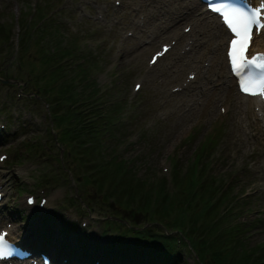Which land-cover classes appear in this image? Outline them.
I'll use <instances>...</instances> for the list:
<instances>
[{
    "label": "rangeland",
    "instance_id": "1",
    "mask_svg": "<svg viewBox=\"0 0 264 264\" xmlns=\"http://www.w3.org/2000/svg\"><path fill=\"white\" fill-rule=\"evenodd\" d=\"M180 2L188 8L178 10ZM193 5H199L194 21L215 20L198 0H0V26L8 36L0 37V79L11 81H0V154L7 155L0 161V228L13 225L33 246L29 234L42 228L36 215L52 209L96 238L106 231L117 234L119 224L146 226L157 235L165 233L164 228L171 236L188 235L199 220L189 217L183 203L175 204L182 205L184 215L172 204L186 195L179 192L186 181L174 180L207 148L199 156L203 181L212 191L217 186V197L226 196L217 213L230 206L236 214L230 225L239 220L253 226L244 237L249 252L256 243L264 244V115L255 104L249 109V102L237 93L225 57L226 32L219 22L215 20L210 36L190 50L188 43L200 36H190L196 33L193 21L179 19ZM161 44L173 47L152 65L149 58ZM64 52L71 53L62 64L67 80L74 79L70 95L78 103L55 108L54 94L47 99L50 93L43 91L39 77L45 61ZM88 83L99 90L103 103L87 114L92 118L82 129L87 138L65 146L57 139L61 129L54 112L84 110L90 99L79 95ZM135 83L141 85L138 91L133 90ZM86 126L94 128L95 144L88 141L93 137ZM118 165L128 170L122 179L115 177ZM102 175L108 177L109 191L124 180L127 193H119L122 186L113 193L122 202L98 190ZM162 184L164 199H173L166 213L160 208L157 212L154 197L145 211L143 195ZM204 194L212 201L219 198ZM29 196H34L32 205ZM54 222L59 226L58 218ZM103 222L113 223L105 227ZM179 249V264H198L192 248Z\"/></svg>",
    "mask_w": 264,
    "mask_h": 264
},
{
    "label": "trees",
    "instance_id": "2",
    "mask_svg": "<svg viewBox=\"0 0 264 264\" xmlns=\"http://www.w3.org/2000/svg\"><path fill=\"white\" fill-rule=\"evenodd\" d=\"M0 37L8 38L1 26ZM70 54L71 53L69 52H64L60 56L49 57V60H46L44 63L45 67L43 69V74L39 77L44 81V92L50 93V97L52 94H54V100L51 102V104H54L55 108L61 106L63 103L77 102V100H74L70 95L74 79H70V81L67 80L65 77V67L64 64H62V61L66 57L70 56ZM83 79L84 77L80 78V81H82L84 85L86 82H84ZM88 90L89 95H86V91ZM52 91L54 92L52 93ZM96 94V87L94 88L88 83L86 84L85 91L79 95V98L85 96L86 99L92 100L91 102L85 104L84 110L73 108L69 111H64L61 108L54 112L56 124L61 129L58 137L60 143L65 146L67 143L75 146L76 140L81 141L82 139L87 138V135L82 132V129L85 128V123L92 119H89L87 114L89 112L92 113L95 106L103 103H98L97 99H94ZM117 110H119V108ZM110 121H112V119ZM73 122L75 125H73ZM95 123L93 124L95 125ZM80 125L83 126L80 128ZM100 125L102 124L100 123L98 126ZM86 129L88 134L93 137V139L89 138L88 141H92L93 144H95L96 136H94V128L92 127L91 129L87 128L86 126ZM95 134H97V132H95ZM81 135L83 136L82 138ZM213 138L214 136H212V139ZM99 147L101 148L102 145H99ZM65 150L68 155L72 153L71 150L67 149L66 147ZM205 151L207 152V148L200 149L197 153L198 158L196 159L194 166L189 168L182 177H175L174 181H186L185 187L179 183L181 185L179 192L186 194L184 200L185 202H179L178 198L175 200L172 199L173 202L172 200H169L168 197L165 200L164 197L165 195L167 196V193L163 188V184L158 185L154 190H151L149 194L145 193L141 199L145 211L149 210L152 197H154L155 203L157 205V212L160 208L166 213V209L169 208L172 202L173 205L179 207V209L182 210L181 215H184V209H182V205L175 203H183L186 205V208L190 210L189 217L191 219L199 220L197 229L194 230L192 227L189 228L188 231V235L196 244L195 247L192 246L188 235H185L184 233H182V235L177 233L176 236H171L168 233H160L157 235L155 232H149L148 229L145 228L141 229L130 227L127 229L126 226H120V228L117 227L118 232L116 235H113L112 238H107L105 240L104 238L107 233H104L103 239L105 241L96 244V248L94 250H87V240H85L83 237L78 238L76 236V242L79 241L78 246L81 245V252L84 253L82 255L83 258L87 259L89 262H91V264H95L96 262L99 264H179L181 254L178 251V247L180 245H189L197 256V259H195L198 264H264V244L256 243V246L253 247L254 250L249 252L247 250L246 244L244 243V237L247 236L245 238H248L253 226H249V224L239 220L230 225L232 219L236 217V214L233 212L234 209L230 211V208H228L230 206L226 207L225 205L222 213H217L219 205H222L226 196L223 199H221V197H217L218 199L216 201H212V197H210V195L206 197L207 194H204L206 191L209 193H216L217 187L214 186L215 181L212 180L213 186L215 187V191H212V188L207 184V182L203 181L204 169L202 162L199 161V156L202 158L203 152ZM117 169L120 171L118 173L115 172V177H121L122 179L123 174L128 170L123 165H118ZM105 171L107 170L105 169ZM174 172L176 173L177 170L175 169ZM91 174L93 175V173ZM191 174L194 175L193 179L190 178ZM89 179L90 181L92 180L96 183L95 178H92V176H89ZM98 179V184H96L98 190L100 192H104V196H107L108 199L109 197H115V201H119V199L121 201V197L119 195L113 194L118 192V188L121 186L124 188V190L119 191V193H127V185L124 180L121 184H117L116 186L114 184V187L109 191V182H107L108 177L102 175V177H98ZM179 192H177V194ZM129 193V198H134V194H136V192H134V194L131 192ZM203 198H205L204 201L202 200ZM164 201L166 203H164ZM129 203L130 202L128 201L127 204ZM163 207L165 209H163ZM125 208H127V206ZM54 216H56V213ZM48 218L50 217H45L43 221V226L41 231H39V234L41 233V235L51 236L55 233L53 228L50 229L46 225ZM160 218H157L158 222H161ZM61 223L65 224L66 230H69L67 231L68 233L71 234L77 232V226H73L74 224L71 223V221L63 222V220H61ZM111 223L113 222H108V226H110ZM165 230L167 232L171 231L168 228ZM72 235L74 236V234ZM177 239L180 241L177 242ZM66 247L68 249V253L70 254L72 250L68 246ZM77 252L78 251H73V253ZM72 256L74 255L72 254ZM78 258H80V256H77V259ZM74 260L76 262V258Z\"/></svg>",
    "mask_w": 264,
    "mask_h": 264
},
{
    "label": "snow or ice",
    "instance_id": "3",
    "mask_svg": "<svg viewBox=\"0 0 264 264\" xmlns=\"http://www.w3.org/2000/svg\"><path fill=\"white\" fill-rule=\"evenodd\" d=\"M219 12L220 8H225L223 15L225 24L229 25L233 34L229 50V58L233 62V71L238 74L241 82V90L245 89V81L249 88L258 89L259 94L264 95V54H259L260 61L251 54V46L254 34L264 30V4L254 7L251 11L239 8H229L225 5H211ZM234 57V59H233ZM259 69L261 77L256 79V72ZM246 94H257L256 91ZM6 233H0V260L11 255V246L6 239Z\"/></svg>",
    "mask_w": 264,
    "mask_h": 264
},
{
    "label": "bare ground",
    "instance_id": "4",
    "mask_svg": "<svg viewBox=\"0 0 264 264\" xmlns=\"http://www.w3.org/2000/svg\"><path fill=\"white\" fill-rule=\"evenodd\" d=\"M258 1V0H257ZM163 2H168V3H170V2H172V0H161V3H163ZM178 10H181L182 8H188V3H187V5H183V2H180L179 4H178ZM190 9L191 10H189L187 13H188V15H185V14H181L180 16H182L179 20H186V21H193L194 22V24L196 25L195 26V32L196 33H192L190 36H192V35H199L200 36V38H195V39H192L193 40V42H189L188 43V45H189V48H190V50H195L196 48H198L201 44H200V41H202V39H206L207 38V36H210V34H211V28H212V26L213 25H216V21H213V22H205V20L203 19V20H200L199 21V23L196 21V19H195V21L193 20V18H195L194 17V12H197V11H199V5H193L192 7H190ZM175 17H173V19H174ZM174 20H176V19H174ZM145 22H146V20H145ZM218 24V23H217ZM198 28V29H197ZM214 28V27H213ZM227 32V31H226ZM210 33V34H209ZM194 35V36H195ZM193 36V37H194ZM203 37V38H202ZM212 37V36H211ZM224 37V36H223ZM180 38H185V37H183V36H180ZM206 42V41H205ZM220 45H218V51H219V53H218V55L220 56V58H222V50H223V44H222V42H220L219 43ZM187 45V46H188ZM252 50L253 51H264V33H262L260 36H256L255 38H254V41H253V44H252ZM166 54V53H165ZM164 54V55H165ZM163 55V56H164ZM204 61V60H203ZM242 98H244L245 100H246V102H249V104H248V108L250 109V108H252V105L253 104H256L257 106H258V102H257V99L256 98H251V97H244V96H242ZM10 237L12 238V239H17L18 241H22L21 239H29L28 238V236H26V235H18L17 234V232H16V230H10Z\"/></svg>",
    "mask_w": 264,
    "mask_h": 264
}]
</instances>
